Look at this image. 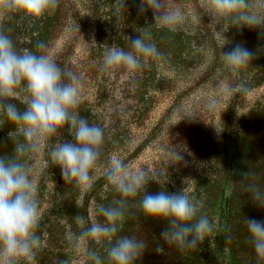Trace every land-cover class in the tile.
<instances>
[{
  "label": "trees",
  "instance_id": "1",
  "mask_svg": "<svg viewBox=\"0 0 264 264\" xmlns=\"http://www.w3.org/2000/svg\"><path fill=\"white\" fill-rule=\"evenodd\" d=\"M139 3L59 0L55 12L38 20L22 13L0 15V31L13 36L20 48L37 54L38 42L51 55L53 43L68 33L53 59L65 66L82 53L77 73L84 86L78 111L102 127L106 137L91 189L65 183L60 168L51 161L49 153L56 140L70 138L67 129L44 143L42 157L40 151L29 160L32 179L39 161L46 163L35 184L41 210L37 234L42 241L35 264H61L64 260L88 264L84 252L76 254L69 246L79 231L73 216L81 213L90 223H102L99 206L120 199L105 178L114 154L132 169L148 170L150 179L160 181L165 190L187 191L201 202V212L213 224V231L197 248L168 246L160 236L166 221L145 216L137 207L138 197L130 204L119 232L145 241L137 264H264L256 256L244 224L245 217L264 220V208L251 201L239 182L240 173L249 166L264 169V36L258 30L211 23L201 0H188L186 7L183 0H165L167 6L185 13V23L174 32L157 29L150 11L138 15ZM145 31L151 33L161 57L149 58L136 71L102 70L108 48L115 44L127 50L128 36ZM237 44L256 56L234 75L224 67L221 51H230ZM241 84L251 91L246 95L232 91ZM13 102L23 109L27 97L21 93ZM211 102L214 108H209ZM8 127L9 132L14 131L9 122ZM6 148L11 153L12 138ZM143 154L147 159L133 167ZM161 190L154 181L147 187L152 194ZM104 246L106 242L95 245L101 252ZM158 246L161 253L156 251ZM83 247L87 250L93 244L85 242Z\"/></svg>",
  "mask_w": 264,
  "mask_h": 264
},
{
  "label": "clouds",
  "instance_id": "2",
  "mask_svg": "<svg viewBox=\"0 0 264 264\" xmlns=\"http://www.w3.org/2000/svg\"><path fill=\"white\" fill-rule=\"evenodd\" d=\"M58 5L59 0H0V15L22 13L38 20L55 12ZM201 5L211 23L221 21L222 28L258 30L264 36V0H201ZM137 11L140 16L150 11L155 28L173 32L186 19L180 8L167 6L165 0H140ZM45 47L40 42L35 45L40 54L20 48L13 36L0 31V117H6L14 126V131L8 133L12 151L0 155V264H35L36 251L42 245L37 234L41 210L29 160L44 143L60 137L61 130L67 129L70 138H58L49 155L60 168L64 182L81 190L92 188L104 156L105 130L78 111L84 86L82 76L73 68L58 64L44 52ZM161 56L151 33L145 31L128 36L127 50L115 44L108 48L102 70L136 71L149 58ZM255 56V52L240 44L230 51H221L224 67L234 75L248 67ZM232 91L246 95L251 89L241 84ZM20 93L27 97L23 109L13 102ZM214 107L211 102L209 108ZM3 122L0 119V124ZM240 175L239 182L251 201L264 208V169L249 166ZM105 178L120 199L109 206H99L104 222L90 223L81 213L73 216L79 231L69 240V246L76 254L84 252L88 264H137L146 248L145 241L119 232L130 204L137 202L138 197L137 207L145 216L166 221L167 227L160 236L168 246L194 249L213 231L208 216L201 212V202L187 191L165 190L160 181L150 179L148 170L132 169L114 154L109 158ZM153 181L162 188L155 194L147 191ZM244 224L256 256L264 261V220L245 217ZM85 242H91L93 247L85 250ZM103 242L106 246L101 252L95 245ZM162 250L160 246L156 249L160 253Z\"/></svg>",
  "mask_w": 264,
  "mask_h": 264
},
{
  "label": "rangeland",
  "instance_id": "3",
  "mask_svg": "<svg viewBox=\"0 0 264 264\" xmlns=\"http://www.w3.org/2000/svg\"><path fill=\"white\" fill-rule=\"evenodd\" d=\"M75 1H77L79 4H82V0H75ZM187 1L188 0H183V2H184L183 6H185V7L187 6ZM177 4L180 5L179 3H177ZM187 8L190 9L189 7H187ZM67 37H68V33H66L65 35H63L62 37H60L59 39H57L53 43L52 50H51V55H50L52 58L53 57L56 58L58 56V54H59L58 52L61 51L63 44H65V42H66V38ZM81 55H82V53H78L76 55V57H74L72 60H70L65 66H69V67L73 68L75 72H77L78 71L77 69L82 66V64L79 62V60H80L79 58L81 57ZM214 90H215V88H214ZM160 112H161V110H160ZM158 115L159 114H157V116ZM179 115H181V112H179ZM157 116L153 119L152 123L156 120ZM146 154H143L141 156V159L139 158L133 167H138V164H139V162L142 161V159L146 160L147 159L146 158L147 157Z\"/></svg>",
  "mask_w": 264,
  "mask_h": 264
},
{
  "label": "flooded vegetation",
  "instance_id": "4",
  "mask_svg": "<svg viewBox=\"0 0 264 264\" xmlns=\"http://www.w3.org/2000/svg\"><path fill=\"white\" fill-rule=\"evenodd\" d=\"M19 95L21 96V93L18 94L17 98L19 97ZM0 119H3V123L0 124V155H5V154H10V151L6 148L7 146V141L8 139L10 140L11 138L8 137V121L6 119V117H0ZM41 150H43V146L41 148ZM41 157H42V151H41ZM41 167L42 169H44L46 167V163L41 159L38 163V167H36L35 171H34V176H33V180L36 184L38 177L40 175V171H41Z\"/></svg>",
  "mask_w": 264,
  "mask_h": 264
}]
</instances>
